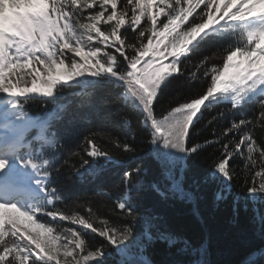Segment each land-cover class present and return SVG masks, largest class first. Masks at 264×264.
Segmentation results:
<instances>
[{"label":"snow or ice","instance_id":"6c2138e0","mask_svg":"<svg viewBox=\"0 0 264 264\" xmlns=\"http://www.w3.org/2000/svg\"><path fill=\"white\" fill-rule=\"evenodd\" d=\"M213 45L216 55L190 60ZM72 81L91 90L82 93L88 96L107 84L121 90L117 99L139 113L136 123L156 146L176 198L195 200L185 188L192 157L211 161V179L224 192L240 180L253 196L264 193V0H0V264H106L109 248L117 264H150L143 253L154 240L178 242L170 233L154 235L150 220L137 229L132 192L140 187L139 167L123 171L124 190L103 213L78 198L57 206L69 199L54 186L62 168L81 180L96 177L101 159L120 162L114 149L135 151L127 134L113 137L103 124L65 149L53 128L62 115L53 110L41 119L25 110L36 94L56 100ZM170 86L187 94L158 112ZM209 111L215 114L205 121ZM228 111L232 117L220 125ZM121 120L134 136L131 118ZM152 188L167 195L156 183ZM181 251L196 257L190 264H206L203 246L184 240ZM248 264H258L256 257Z\"/></svg>","mask_w":264,"mask_h":264},{"label":"trees","instance_id":"16d2710c","mask_svg":"<svg viewBox=\"0 0 264 264\" xmlns=\"http://www.w3.org/2000/svg\"><path fill=\"white\" fill-rule=\"evenodd\" d=\"M217 40L222 44L229 42L227 37H209V42L213 44ZM218 51L216 45L202 46L190 56V60L197 61L207 54L216 55ZM69 85L65 86L67 105L61 111L63 119L56 123L59 140L64 143L65 149L75 147L89 132L101 130L103 124V131L113 137L124 138L127 134L135 151L125 153L114 149L113 155L120 162L113 164L101 159L97 162V167L103 165V172L96 177L85 176L81 180L70 168H62L59 174H54V184L60 193L69 199L57 206L71 207L78 198L80 203L92 202L93 206L103 213L112 203V199L121 195L124 190L123 171L139 167L141 174L134 180L139 182L140 187L132 192L139 217L137 229L143 227L146 220H150L154 225V235L165 232L179 238L178 242L171 246L166 240L159 238L149 244L144 253L150 264H190L196 257L181 251L184 240L189 241L193 247L205 248L203 258L206 264H242L255 251L264 247V225L253 211V208H256L264 215V193H260L256 200L253 199L240 180L233 182L230 192H224L223 185L211 179V161L192 157L186 162L185 188L195 193V200L188 202L176 198L168 192L167 182L161 174L162 163L156 159V146L151 144L149 134L141 130L136 123L139 113L117 99L121 90L107 84L88 96L82 93L91 90L84 89V92L78 93L76 91L82 88L75 86L74 81L69 82ZM186 94L187 89L177 91L170 86L161 97L157 111L159 112L161 107H169L170 104L174 106L176 101L183 99ZM223 107L230 109L227 105ZM214 114V111L206 113L205 121ZM124 115L133 121L134 136L130 135L122 124L121 117ZM231 117V111L226 112V117L219 121V124H226ZM217 131H220L219 126ZM210 135L209 127L203 131L201 140ZM102 142H107V135ZM154 183L167 195L161 196L156 192L152 188ZM218 194L222 197L219 200L216 199ZM224 196H227V199H224ZM60 223L62 226H69L66 222ZM107 251L110 255L106 258V264H117L120 257L116 250L109 248ZM257 261L258 264H264V258L259 257Z\"/></svg>","mask_w":264,"mask_h":264},{"label":"rangeland","instance_id":"374dc122","mask_svg":"<svg viewBox=\"0 0 264 264\" xmlns=\"http://www.w3.org/2000/svg\"><path fill=\"white\" fill-rule=\"evenodd\" d=\"M259 194H260V193H256L255 196H253V195L251 194V197H252L253 199L256 200V199L259 197V196H258ZM21 219L24 220L25 224L28 223V222L25 220V218L21 217ZM143 255H144L145 258L148 260V258H147V256L145 255V253H143ZM148 261H149V260H148Z\"/></svg>","mask_w":264,"mask_h":264},{"label":"water","instance_id":"95a60500","mask_svg":"<svg viewBox=\"0 0 264 264\" xmlns=\"http://www.w3.org/2000/svg\"><path fill=\"white\" fill-rule=\"evenodd\" d=\"M261 252H264V248H262L261 250L257 251L256 254L252 255L251 257L255 256L256 259H257L259 257V253H261ZM248 262H249V260L244 262L243 264H247Z\"/></svg>","mask_w":264,"mask_h":264}]
</instances>
